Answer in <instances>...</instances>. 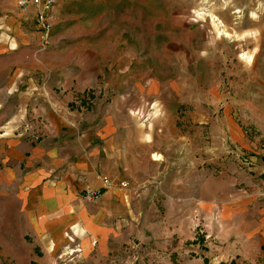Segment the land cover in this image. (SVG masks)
Listing matches in <instances>:
<instances>
[{
  "label": "crops",
  "instance_id": "obj_1",
  "mask_svg": "<svg viewBox=\"0 0 264 264\" xmlns=\"http://www.w3.org/2000/svg\"><path fill=\"white\" fill-rule=\"evenodd\" d=\"M19 1L0 0V264H55L76 245L82 256L100 255L130 225L132 190L167 173L161 156L175 134V83L128 76L120 44L110 48L96 34L68 41L71 18L58 14L40 49L37 9ZM30 76H38L36 92ZM88 91L94 99L82 109ZM155 107L163 111L156 120ZM172 164L178 174L179 160ZM87 189L101 200H82ZM253 195L196 202L219 204L220 219L245 217L240 229L264 245V203Z\"/></svg>",
  "mask_w": 264,
  "mask_h": 264
},
{
  "label": "rangeland",
  "instance_id": "obj_2",
  "mask_svg": "<svg viewBox=\"0 0 264 264\" xmlns=\"http://www.w3.org/2000/svg\"><path fill=\"white\" fill-rule=\"evenodd\" d=\"M51 12L71 18L68 41L96 34L120 44L128 76L174 81L178 100L177 144L169 136L161 156L167 173L132 190L130 225L109 251L82 256L76 245L55 264H264V245L240 229L245 217L220 219L219 204L196 202L244 193L264 203V0H56ZM84 94L88 109L94 98Z\"/></svg>",
  "mask_w": 264,
  "mask_h": 264
},
{
  "label": "built area",
  "instance_id": "obj_3",
  "mask_svg": "<svg viewBox=\"0 0 264 264\" xmlns=\"http://www.w3.org/2000/svg\"><path fill=\"white\" fill-rule=\"evenodd\" d=\"M56 0H20L19 6L22 9H25L29 4L34 5L38 12H37V25L41 32V42L43 44H47L49 39L50 30L52 27V22L54 16L51 12L52 7L55 5ZM103 187L105 190L110 189L113 187V183L109 180H103ZM122 188H126V184H121ZM102 192L94 191L91 189H87L81 196V199L90 202V203H97L102 198Z\"/></svg>",
  "mask_w": 264,
  "mask_h": 264
},
{
  "label": "bare ground",
  "instance_id": "obj_4",
  "mask_svg": "<svg viewBox=\"0 0 264 264\" xmlns=\"http://www.w3.org/2000/svg\"><path fill=\"white\" fill-rule=\"evenodd\" d=\"M226 36H228V34L227 33H224Z\"/></svg>",
  "mask_w": 264,
  "mask_h": 264
}]
</instances>
